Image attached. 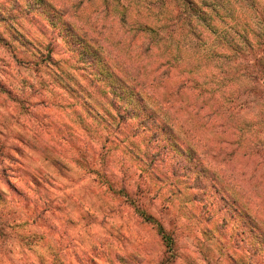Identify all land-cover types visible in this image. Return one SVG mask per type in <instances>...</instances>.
<instances>
[{"label":"rangeland","instance_id":"rangeland-1","mask_svg":"<svg viewBox=\"0 0 264 264\" xmlns=\"http://www.w3.org/2000/svg\"><path fill=\"white\" fill-rule=\"evenodd\" d=\"M259 37L264 0H0V264H264Z\"/></svg>","mask_w":264,"mask_h":264},{"label":"trees","instance_id":"trees-1","mask_svg":"<svg viewBox=\"0 0 264 264\" xmlns=\"http://www.w3.org/2000/svg\"><path fill=\"white\" fill-rule=\"evenodd\" d=\"M255 42H256L255 46H257V50L261 51L263 54L262 55L263 58L260 59V62H262L264 59V37H262V38L259 37V38L255 39ZM249 50H251V49H249ZM257 72L261 75L260 77H263L262 80L264 82V64H263L262 68H258ZM253 78L257 79L258 77H257V75H253ZM257 93H259V90H257ZM261 94L264 98V87L262 88ZM148 219L150 221L154 222V224H156L158 232L164 237L165 232H164L163 227L156 220L152 219L151 217H148ZM168 242H170V241H168Z\"/></svg>","mask_w":264,"mask_h":264}]
</instances>
